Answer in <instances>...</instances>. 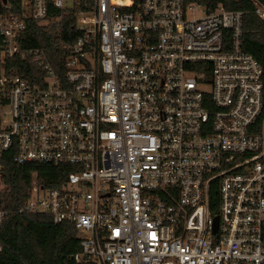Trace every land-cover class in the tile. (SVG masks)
I'll return each instance as SVG.
<instances>
[{"label":"built area","instance_id":"obj_1","mask_svg":"<svg viewBox=\"0 0 264 264\" xmlns=\"http://www.w3.org/2000/svg\"><path fill=\"white\" fill-rule=\"evenodd\" d=\"M249 2L264 31V0ZM74 9L59 77L25 46L26 23ZM244 14L0 0V156L14 146L16 164L72 167L59 188L31 174L16 213L71 224L77 264H264V79L242 50ZM26 61L33 81L18 72Z\"/></svg>","mask_w":264,"mask_h":264},{"label":"trees","instance_id":"obj_2","mask_svg":"<svg viewBox=\"0 0 264 264\" xmlns=\"http://www.w3.org/2000/svg\"><path fill=\"white\" fill-rule=\"evenodd\" d=\"M211 9L221 4L227 11H243L241 27L242 50L258 63L264 79V31L260 21L251 14L250 0H184ZM259 1V0H254ZM77 10L63 13L57 24L26 23L24 44L40 49L54 73L62 77L63 62L69 54L68 45L76 36L73 16ZM56 14V10H50ZM51 14V15H53ZM21 63V62H20ZM20 64V68L22 67ZM29 81L39 71L28 61L19 69ZM264 89V87H263ZM16 149L11 146L0 156V209L12 210L0 225V264H77L71 256L78 252V238L73 226L67 222L53 224L46 215L17 214L26 196V185L35 173L38 183L47 188H59L72 169L69 165H48L13 161ZM217 192L210 189V207L216 212ZM90 264V263H84Z\"/></svg>","mask_w":264,"mask_h":264},{"label":"water","instance_id":"obj_3","mask_svg":"<svg viewBox=\"0 0 264 264\" xmlns=\"http://www.w3.org/2000/svg\"><path fill=\"white\" fill-rule=\"evenodd\" d=\"M216 227V218L213 219V230L215 229Z\"/></svg>","mask_w":264,"mask_h":264},{"label":"rangeland","instance_id":"obj_4","mask_svg":"<svg viewBox=\"0 0 264 264\" xmlns=\"http://www.w3.org/2000/svg\"><path fill=\"white\" fill-rule=\"evenodd\" d=\"M203 89H204V90H207V88H206V87H203Z\"/></svg>","mask_w":264,"mask_h":264}]
</instances>
